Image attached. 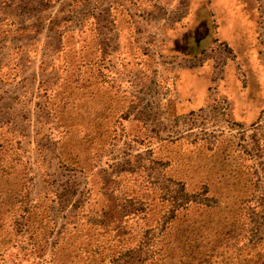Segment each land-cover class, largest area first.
Returning <instances> with one entry per match:
<instances>
[{
    "label": "rangeland",
    "instance_id": "rangeland-1",
    "mask_svg": "<svg viewBox=\"0 0 264 264\" xmlns=\"http://www.w3.org/2000/svg\"><path fill=\"white\" fill-rule=\"evenodd\" d=\"M229 20L253 39L254 71L227 72V45H204ZM203 68L207 86L188 93L187 76ZM119 170L208 186L215 209L180 225L166 264L247 261L252 232L264 246L254 230L264 227V0H0V185L43 202L56 223L38 257L6 209L0 264H127L114 232L103 241L95 227L140 208L122 202L128 185L122 205L105 197Z\"/></svg>",
    "mask_w": 264,
    "mask_h": 264
},
{
    "label": "trees",
    "instance_id": "trees-1",
    "mask_svg": "<svg viewBox=\"0 0 264 264\" xmlns=\"http://www.w3.org/2000/svg\"><path fill=\"white\" fill-rule=\"evenodd\" d=\"M72 169L83 171L81 167H73ZM126 173V170H119L111 176L106 185L110 187L116 185V187L110 189V195L105 197L110 200V196L117 195L119 200L114 199L120 202L121 192L128 185L129 188L126 190L131 191L130 195H125L126 198H122V202L125 201L124 203L129 206L137 203L140 208L134 212H113L110 218L102 219L99 224L95 223V227L100 229V236H102L103 241L105 240V233L114 232L113 238L119 243L118 245L121 247L120 255L124 257L127 264H166L167 260L173 255V244L178 237L180 225L196 219L197 214L209 213L215 209L210 204L212 198L208 195L209 188L204 184L197 190L189 189L185 181L175 180L171 176L165 177L164 181H161L159 172L153 176V179L151 178V181H148V179L140 182L136 178L125 179ZM6 175L8 177L9 173ZM24 196L20 187L15 189L8 185L7 180L2 181V185H0V216L5 213L6 209L8 212L13 213L12 220L13 225L17 227L16 231L29 234V240L32 241L33 246L30 252L36 253L38 257H43L48 249L49 239L54 235L56 223L50 219V214L47 211L48 207H41L43 202L38 201L36 205L31 206L24 199ZM147 197L150 198V202L145 204ZM241 204L244 205L245 203L242 202ZM14 205H17V209L13 208ZM144 205L150 207L145 210ZM155 205H158L160 210H155ZM40 209L42 210L39 211ZM259 215L261 216V214ZM68 216L70 215L65 214L62 216L65 222L55 233L57 235L56 240H61V237L67 233L70 223ZM29 219L32 221V228L28 225L27 221ZM50 223L52 224L51 231L47 230ZM238 223L231 225L236 236L240 234L236 233L237 229L233 226H238ZM261 224L264 226V221H261ZM41 228L42 239L40 238V240L42 243H36L35 239L37 240V236L39 239ZM254 230L264 238V227L256 225ZM252 234V239L249 238V241L254 246L252 245L249 250L250 257L247 261H235L232 264H264V252L262 253L263 258L260 259V250L264 249V246L259 244V238H255V233L252 232ZM53 244H58V242L56 241ZM129 244H133V247H129ZM100 247L101 245L98 244V251L95 253L101 257L100 262L103 263L107 257L105 256L107 250L102 249L101 251ZM114 258V256L111 259L108 258L110 262L108 261L107 264H113ZM133 258L137 260L131 263Z\"/></svg>",
    "mask_w": 264,
    "mask_h": 264
},
{
    "label": "crops",
    "instance_id": "crops-1",
    "mask_svg": "<svg viewBox=\"0 0 264 264\" xmlns=\"http://www.w3.org/2000/svg\"><path fill=\"white\" fill-rule=\"evenodd\" d=\"M236 22H230V20L223 25L222 28L218 27L216 28L217 34H212L211 30L208 29V37L204 42V45H208L211 43V39H217V41L224 42L227 47L232 51V57L233 61L229 59L227 63L224 64V67L227 72H231L232 68L234 67V64H238L239 62L242 63L243 70H245V67H247V70L254 71L252 69V66H254V58H252L251 54L253 53V39L252 40H245L244 38H240L239 31L238 33H235L236 30L233 29V25H236ZM228 26V27H227ZM21 32L27 31L22 28H20ZM203 45V46H204ZM234 54V57H233ZM231 62V63H230ZM256 68V67H255ZM205 68L202 69V74L199 76L189 74L187 76V90L188 93L195 94L193 90H196L202 87H206L208 83V77L205 75L206 73H203ZM258 72V78H261L262 67H260V70H257ZM260 72V73H259ZM192 75V76H191ZM230 79L231 76L229 75ZM186 87V86H185Z\"/></svg>",
    "mask_w": 264,
    "mask_h": 264
}]
</instances>
